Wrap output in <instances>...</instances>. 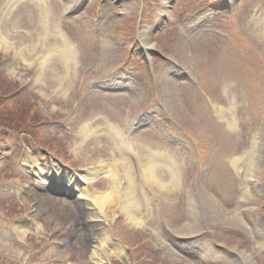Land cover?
Instances as JSON below:
<instances>
[{
  "label": "rangeland",
  "instance_id": "374dc122",
  "mask_svg": "<svg viewBox=\"0 0 264 264\" xmlns=\"http://www.w3.org/2000/svg\"><path fill=\"white\" fill-rule=\"evenodd\" d=\"M55 1L0 0V264H92L97 243L104 264H264V41L252 27L264 0H85L82 14L64 22L67 1ZM257 5L263 9L255 12ZM164 14L169 21L155 29ZM87 30L94 32L92 51L81 47L79 32ZM146 46L148 54L138 52ZM122 61L147 68L137 77L118 71ZM116 66V82L131 84L100 93L92 80L112 78ZM179 73L186 76L177 79ZM109 125L120 141L129 128L147 125L129 133V142L138 152L165 151L171 163L162 174L168 182L174 177L167 192L149 188L138 165L146 157L127 158L129 179L121 187L143 223L104 205L107 234L121 256L101 231L90 227L78 238L36 211L39 191L18 162L24 149L76 169L117 156ZM108 185L103 178L90 188L104 192ZM63 206L78 214L68 200ZM27 216L36 224L17 237L4 229Z\"/></svg>",
  "mask_w": 264,
  "mask_h": 264
},
{
  "label": "bare ground",
  "instance_id": "6f19581e",
  "mask_svg": "<svg viewBox=\"0 0 264 264\" xmlns=\"http://www.w3.org/2000/svg\"><path fill=\"white\" fill-rule=\"evenodd\" d=\"M260 33V36L264 38V30H256L255 35ZM263 32V33H262ZM263 34V35H262ZM8 43V42H7ZM43 60L40 61V63L43 64ZM41 70V68H40ZM86 128V127H85ZM108 129L113 133L117 143H119L120 139V133L116 126L109 125ZM87 133V132H86ZM116 143V144H117ZM120 145H123L122 142H120ZM126 148V147H125ZM78 147L74 146L72 151H76ZM134 153H130L132 156ZM138 154V153H137ZM120 160V163H124V168L126 170L129 162L126 160V157L124 154L120 156L118 160H115L116 164L114 167H110V175L105 174L109 180V189L104 192H98V191H90L87 187L86 188H80L76 183L72 184V177L68 176L65 177L61 175V172H59L60 168L56 163H50L47 168L44 166L43 163L38 164L37 162H31L28 157H24L21 162V167L27 169L31 175L33 176V179L36 183V188L39 191L37 194V201L35 203L36 211L43 212L48 219L54 221L55 223H59L61 225L66 224L68 221H71L72 223H75V230H79L80 225H84L86 223H91L93 226H99L101 224H104V215L106 216L107 210H104L105 204H111L114 203V209L118 211V213L124 212L125 217L127 220H129L132 223L135 224H142L143 221L136 215V211L134 212L132 203L133 200L130 196V190H125L121 187V182L123 179L126 180V175L121 174L119 172L120 164L118 165V161ZM138 163V162H137ZM140 165V171L142 175H140L143 178L144 184H147V187L151 188L153 187L154 190H156L155 186H159V189L163 190L164 192L168 191V188L170 185L172 186L171 189L174 187L172 183L174 182V177H170V181H166V178L162 175L160 170V165L157 163H154L149 159L148 161H141L138 163ZM103 164L99 165L100 170L102 168ZM59 169V170H58ZM97 169L90 168L84 172L85 175L89 173H94L98 171ZM254 176V170L252 168L251 170V176ZM129 177V175H127ZM170 176V175H169ZM94 178V177H93ZM66 180L68 182L67 185H62L61 181ZM60 181V182H59ZM253 178L251 179V182H253ZM52 184L54 186H63V188H60L64 193L65 191L72 193L73 190H70L72 188V185L77 188L76 190V196L74 198L73 203L77 205V207L80 209L78 212V215L75 216L74 212H70L69 208H65L63 204V200L59 198L58 194H52V193H46L43 191L44 185L46 184ZM124 185V183L122 184ZM73 189V188H72ZM152 190V189H151ZM62 191L59 192V194H62ZM141 221H140V220ZM102 228V227H101ZM25 230V229H24ZM102 237L111 241V237L107 234V228L104 227L101 231ZM98 244V243H97ZM95 245L92 249L90 254V259L93 260L92 264H103V257L101 254V245ZM87 245L89 244V240L87 241ZM113 250L116 252L118 256H121L122 249L117 245L116 243H113ZM100 256V257H99Z\"/></svg>",
  "mask_w": 264,
  "mask_h": 264
}]
</instances>
